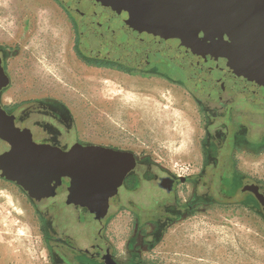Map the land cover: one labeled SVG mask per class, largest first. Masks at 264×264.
Here are the masks:
<instances>
[{"label":"flooded vegetation","instance_id":"1","mask_svg":"<svg viewBox=\"0 0 264 264\" xmlns=\"http://www.w3.org/2000/svg\"><path fill=\"white\" fill-rule=\"evenodd\" d=\"M107 8L71 11L77 16V59L185 88L203 119L201 164L180 174L147 154L84 140L76 135L68 108L56 99L5 104L8 83L0 90L2 108L14 125L29 130L35 144L50 146L63 162L46 174L0 164V179L22 189L37 216L49 264H153L148 253L169 228L215 206H244L264 222V179L237 164L239 152L264 150V93L239 85L190 51L132 28L126 15ZM7 53L0 46L6 74ZM114 209L127 215L120 244L108 232Z\"/></svg>","mask_w":264,"mask_h":264},{"label":"rangeland","instance_id":"2","mask_svg":"<svg viewBox=\"0 0 264 264\" xmlns=\"http://www.w3.org/2000/svg\"><path fill=\"white\" fill-rule=\"evenodd\" d=\"M61 3L0 0V46L8 51L9 76L3 102L56 99L70 111L78 137L147 154L180 174L197 171L203 119L190 93L157 76L81 63L75 52L77 16ZM237 164L264 179V150L239 152ZM109 218L108 232L120 244L126 211L114 209ZM148 259L153 264H264V222L244 206L211 207L169 228ZM0 264H49L32 206L6 179H0Z\"/></svg>","mask_w":264,"mask_h":264},{"label":"water","instance_id":"3","mask_svg":"<svg viewBox=\"0 0 264 264\" xmlns=\"http://www.w3.org/2000/svg\"><path fill=\"white\" fill-rule=\"evenodd\" d=\"M72 11L107 6L131 27L171 48L190 51L245 88L264 93V0H62ZM84 4V6H83ZM85 5L87 7H85ZM81 8V9H80ZM0 59V90L8 85ZM50 146L32 141L0 103V164L23 173L62 166Z\"/></svg>","mask_w":264,"mask_h":264},{"label":"bare ground","instance_id":"4","mask_svg":"<svg viewBox=\"0 0 264 264\" xmlns=\"http://www.w3.org/2000/svg\"><path fill=\"white\" fill-rule=\"evenodd\" d=\"M62 62V61H61ZM53 64V63H52ZM57 64V63H56ZM50 65V64H49ZM40 66V65H39ZM42 66V65H41ZM41 68V67H40ZM45 68V67H44ZM66 68V67H65ZM47 69V68H46ZM42 71V70H41ZM53 72V71H52ZM43 73V72H42ZM50 74H52V73H50ZM44 75V74H43ZM53 75V74H52ZM106 76V75H105ZM55 77V76H54ZM34 78V77H33ZM73 78V77H72ZM30 81V80H29ZM34 82V81H33ZM46 83H48V82H46ZM57 83V82H56ZM35 90V89H34ZM48 91V90H47ZM43 92V91H42ZM46 92V91H45Z\"/></svg>","mask_w":264,"mask_h":264}]
</instances>
